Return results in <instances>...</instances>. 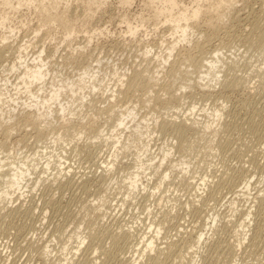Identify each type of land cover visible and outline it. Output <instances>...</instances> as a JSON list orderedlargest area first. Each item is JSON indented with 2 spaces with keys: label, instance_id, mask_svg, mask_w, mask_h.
I'll use <instances>...</instances> for the list:
<instances>
[{
  "label": "rangeland",
  "instance_id": "obj_1",
  "mask_svg": "<svg viewBox=\"0 0 264 264\" xmlns=\"http://www.w3.org/2000/svg\"><path fill=\"white\" fill-rule=\"evenodd\" d=\"M251 34L264 36V0H0V166L32 174L20 190L0 177V192L10 194L0 198V264H152L156 252L140 256L145 234L158 249L175 244L164 264H264V205L256 199L264 185V53ZM197 49L216 62L210 74H222L220 83L205 78L207 69L201 78L184 68L170 74ZM227 65L243 78L229 92ZM40 68L50 75L28 80ZM55 94L60 102L50 101ZM44 100L46 120L23 106ZM134 110L140 132L129 121ZM122 116L127 128H118ZM182 123L194 131L181 136ZM202 132L204 141L182 144ZM139 155L153 160L146 172L136 171ZM134 174L144 191L125 186Z\"/></svg>",
  "mask_w": 264,
  "mask_h": 264
},
{
  "label": "bare ground",
  "instance_id": "obj_2",
  "mask_svg": "<svg viewBox=\"0 0 264 264\" xmlns=\"http://www.w3.org/2000/svg\"><path fill=\"white\" fill-rule=\"evenodd\" d=\"M98 2H102V1H104V0H97ZM167 2H169V1H167ZM170 4H173V1H170L169 2ZM221 6V5H220ZM219 6V7H220ZM40 8V10H41V12L42 13H44V14H49V16H46L45 17V19H47V20H49V19H51L52 18V15H51V13H50V11L47 9V8H45V7H43V6H40L39 7ZM199 13H200V10H196L195 12H194V14L191 16V17H186V16H183V17H181V18H178L177 20H178V22L180 23V22H183V21H189L190 19H194V18H196L198 15H199ZM171 17H173V16H171ZM178 22H176V24H178ZM130 32H131V34L132 35H135L136 34V32H133L132 33V30H130ZM186 32V30H184V33ZM249 41L253 44V45H256L257 46V49H258V51L260 52V53H264V36H261V35H252L251 34V36H250V38H249ZM180 42V41H179ZM179 45V44H178ZM25 48H26V46H25ZM42 52H44V50H42ZM40 55V54H39ZM42 56H44V54H42ZM41 56V57H42ZM214 56H216V58H218V52H216V54H214ZM220 56H221V53H220ZM40 57V56H39ZM40 57V58H41ZM38 58V57H37ZM39 58V59H40ZM48 58V57H47ZM171 59V58H170ZM22 60H24V58H22ZM33 60H34V58H33ZM162 60H164V58H162ZM25 61V60H24ZM39 61V60H38ZM44 61V60H43ZM168 62H169V60H168ZM168 62H164V64H167ZM218 62H220V60H218ZM29 63V62H28ZM21 64V68L22 67H25V69H26V72H27V70H28V67L26 66V64H25V62H21L20 63ZM43 64V63H42ZM208 64V65H207ZM34 65V64H33ZM38 65V64H37ZM179 65H180V67L179 66H177V65H174L173 67H172V69H171V71H170V74H172V75H174V74H176V73H179L180 71H179V68H184L185 70H184V72L187 74V75H190V74H192V75H195V76H198L199 78H201L200 77V75H203L204 76V69H207V71L209 72V74H208V76H206L205 78H208V80H217L218 82H216V83H220V80H222V74H214V76H218L217 78H214L211 74H210V72H211V70H214V69H216V62L215 61H211V62H208V58L204 55V51H203V49H200L199 51H198V49H197V51L194 53V54H192V53H187V55H185V56H183L182 57V60H181V62L179 63ZM40 66H42V65H40ZM20 68V67H19ZM46 68V67H45ZM12 69L14 70L15 69V66H13L12 67ZM222 69H224V68H222ZM235 69H236V67H232V66H230V65H227L226 67H225V71L223 72L224 74H225V82H224V85H223V87H224V90L226 91V92H229L230 91V89L231 88H234V89H237V88H240V86L243 84V78H239L237 75H236V72H235ZM242 69V68H241ZM240 70V69H239ZM26 72H24V73H26ZM24 73H23V75H24ZM28 73L29 74H31V75H29L30 77L28 78V80H32L33 82H38V83H42L43 81H44V79L47 77V75L49 76L50 75V72H48V74H44L43 72H42V70H41V68L40 69H38V70H35V71H33L32 69L30 70V72L28 71ZM45 73H47V71L45 72ZM249 73V72H248ZM84 74H86V73H84ZM25 75H27V74H25ZM53 75V74H52ZM94 76H96V74H94ZM94 76L92 77V78H94ZM85 77V76H84ZM201 81H204V80H201ZM22 84H24L25 85V88L26 89H28V86H26L27 85V82H26V80L25 79H23V81L21 82ZM210 83H214V82H210ZM31 85V84H30ZM14 88H16V86H14ZM18 88H20V86H18ZM73 90V89H72ZM59 92H60V90H58ZM74 91V90H73ZM28 93H31V92H29L28 91ZM114 94H116V92H114ZM29 95H31V94H29ZM204 97H207V96H204ZM32 98H34V100H38V102H40L41 100H40V98H36V96H32ZM11 102H12V104L10 105V106H16V107H18L19 106V103H18V100H10ZM20 101V100H19ZM28 101H30V100H28ZM51 102H55V103H57V102H60V94H55V95H53L52 96V99L50 100ZM50 101H46V100H44V102L42 101L41 103H39V104H36L35 103V105H31V104H23V106H25V107H27L28 109H30L31 111H33V110H35V109H37L38 111H36V112H34L33 114L34 115H36L37 117H38V119H45L46 120V118H42L43 117V115H42V110L44 109V107H45V105H47V104H49L50 103ZM33 102V101H32ZM36 102V101H35ZM62 106H64L63 104H61L60 103V109H61V113L62 114H64L65 113V109L62 107ZM49 109L48 110H50V116H51V118L53 117L52 115H53V110H52V108L49 106L48 107ZM47 109V108H46ZM195 109L196 108H193V110H192V112H194L195 111ZM12 110H13V112L15 113V111L16 110H14V108H12ZM52 110V111H51ZM135 112V110L134 111H131V112H129V117L131 118L129 121L131 122V123H135V126L138 128V130H136V132H140V130H141V128H142V125H143V122H138V121H136V118H137V116H136V112ZM54 113H55V111H54ZM32 114V115H33ZM120 114H122V112L120 113ZM189 114H190V112H189ZM218 114H220V112H218ZM218 114H217V116H218ZM3 116H4V114H2ZM1 115V116H2ZM31 116V115H30ZM124 117L125 116H122V121L121 122H118V128L119 127H125V128H127L128 126H126V125H128L129 124V121L126 123L124 120H127V118L126 119H124ZM222 118H223V116H222ZM140 119V118H139ZM235 119V118H234ZM217 120H218V118H217ZM143 121H146V120H143ZM236 121H237V119H236ZM236 121H235V123H236ZM232 122H233V120H232ZM231 122V123H232ZM190 124V123H189ZM189 124H186V123H182V124H179L180 126H177V131H178V133L181 135V136H184V134H185V132H186V130H188V131H190V132H193L194 130H193V128H192V126L191 125H189ZM234 124V123H233ZM231 124L230 125V128L228 129V130H235L236 129V126L235 125H237V124ZM249 126H251V125H249ZM250 128H252V126L250 127ZM72 130H76V129H71L70 131H72ZM69 131V132H70ZM116 131V130H115ZM103 134V133H102ZM200 134H202V136H200V137H191V138H183V139H181V140H186L184 143H182L183 145L184 144H186V142L187 141H197V142H199V141H204V139H203V137H206L207 135H206V132H202V133H198L197 135H200ZM76 135H80V136H82V134H80L78 131L76 132ZM108 135V134H107ZM206 135V136H205ZM140 136H142V134H140ZM106 137V136H105ZM208 137V136H207ZM206 137V138H207ZM209 138L210 139H214V138H216V134L214 135V133L213 132H211L210 134H209ZM99 140L100 139H103V140H105V138H104V136L103 137H100V138H98ZM102 140V141H103ZM120 140H121V138H116L115 139V147H114V149L115 148H117V146L119 145V144H121V142H120ZM53 141V140H52ZM59 141H61V140H59ZM105 141H107V140H105ZM109 141H111V140H109ZM206 141H209V139L208 140H206ZM210 141H213V140H210ZM113 141H111V143H112ZM104 143V142H103ZM110 142H109V144L110 145H112ZM114 143V142H113ZM53 144H55L54 142H53ZM106 144V143H105ZM128 144H130V142H128ZM107 145V144H106ZM117 145V146H116ZM144 146V145H143ZM57 147V146H56ZM119 148V147H118ZM44 149V148H43ZM51 149V148H50ZM130 149V148H129ZM48 150H49V148H48ZM48 150L46 149V151H45V153L43 152V154H45V157H46V161H44L45 163H44V168H46V171H50L51 169H50V166H52V161H51V153H49L48 152ZM148 150H150V148H148V147H146V148H144V150H142V156H146V154H148ZM116 151V150H115ZM55 152V151H54ZM121 152V151H120ZM39 154V153H38ZM168 152L166 153V156H168ZM52 155H54V153L52 154ZM116 155V154H115ZM43 156V155H42ZM60 156V155H59ZM34 158V157H33ZM37 158V157H36ZM43 158V157H42ZM52 158H54V156L52 157ZM163 159H160L161 160V162L159 163V165L158 166H156L155 167V169L156 170H159L160 168H162L163 166H164V163L166 162V157L163 155V157H162ZM116 160H117V158H115ZM149 159H151V157L149 158ZM154 159V158H153ZM59 161H57L59 164H58V166L59 167H57V168H62L63 166H64V158H62V156H61V158L60 159H58ZM0 162H2V160H0ZM4 162H6V161H4ZM106 162H108V161H106ZM137 163H138V166H137V172L138 171H140V172H142V171H144V172H146V171H148L149 170V168L148 167H152L153 165V160H149L148 162L146 161H144V160H142L141 159V157H140V155L138 156V159H137ZM155 163V162H154ZM34 164H36L35 162H34ZM34 164H32L33 166H34ZM105 164V163H104ZM112 164H115V162H112ZM112 164H110V163H108L106 166V168H107V170H106V172L108 171V169H110V170H112L113 168H114V166H112ZM9 167L8 166H6V167H8V169H6V170H9V171H5L4 170V168H5V166H0V177H1V180L3 181V184L2 185H4V186H6L5 188H7V189H10V190H14V189H16V188H18V190H20L21 189V187L22 186H20V184L22 183H25V180H26V178H25V174H26V176H31L32 174H30V170H28V168H26V172H23L25 169H23L24 167L22 166V167H19L18 165H15L14 163H9ZM11 165H14L13 167H11ZM190 165V164H189ZM111 166V168H108V167H110ZM155 166V165H154ZM37 167V166H36ZM104 168V167H103ZM106 168H104V170L106 169ZM190 168V166H188L187 168H186V170H188ZM58 169V170H59ZM103 170V169H102ZM155 171V170H154ZM60 172V171H59ZM63 174V175H62ZM68 174L69 173H65L64 172V170H61V172H60V175L59 176H63L64 178H66L67 177V179H68ZM48 176H50V175H48ZM52 176V175H51ZM70 176V175H69ZM140 175H138V174H134V177H131V179H129L128 180V183H125V186H127L128 185V188H130V190H134L135 192H140V191H144L145 190V186H142V185H140V183L141 182H139L140 181ZM168 176L167 175H165V178H167ZM130 178V177H129ZM134 178V179H133ZM63 179V178H62ZM61 179V180H62ZM68 180H70V179H68ZM164 182V178H162L161 177V182H160V185H162L161 183H163ZM207 185V182L203 179V181H202V186H206ZM143 187V190H140L141 188L140 187ZM0 187H1V183H0ZM200 187V186H199ZM198 187V188H199ZM156 189H160V187H157ZM10 196V194H8L7 192H6V194H5V192H0V198H2V196ZM201 197L202 196H200L199 198L201 199ZM128 198V197H127ZM256 199H258V200H260V203H262L263 205H264V185L260 188V190H259V195L256 197ZM203 201V200H202ZM192 207H194V209L196 210V207H195V205L193 204V206ZM151 213V212H150ZM150 213H149V215H150ZM245 216L247 217L246 218V220H244L243 221V223H242V226H245V227H249V223H247L248 222V220H249V218H250V216H251V214L250 213H246L245 214ZM215 222H216V218H214V222H212V226H214V224H215ZM247 229V228H246ZM132 232H134L133 230H132ZM194 234V233H193ZM192 235V234H191ZM120 236H122V234L120 235ZM119 236V237H120ZM118 237V238H119ZM192 236H190V238H191ZM147 237V234H145V237L143 238V242H145L144 243V247L140 250V256H145L146 254H149V255H151V253H157V255L153 258V263L152 264H164V263H162L161 261H160V257L161 256H165L166 258L167 257H169L171 254H173L174 252H177V249H175V244H171V245H166V247L164 248V249H158V248H160V247H153V242H152V240H149L150 238H148ZM128 239H130V235L128 234V236L126 237V240L128 241ZM145 239H147V240H145ZM202 239H203V235L202 236H196V237H192V239H191V241L194 243V245L192 246V247H190L189 248V250H193V249H196L195 247H196V244L199 246L200 244H201V242H202ZM150 241V242H149ZM84 242H85V239L84 240H82V242H80L77 246H76V248H75V255L77 256V254L78 253H80V248H81V246H83L84 245ZM176 248H177V246H176ZM47 250H48V248H47Z\"/></svg>",
  "mask_w": 264,
  "mask_h": 264
}]
</instances>
